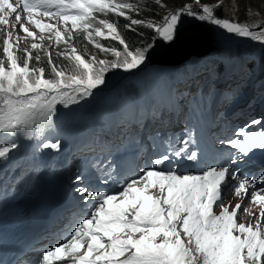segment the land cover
Segmentation results:
<instances>
[{
    "label": "snow or ice",
    "instance_id": "obj_1",
    "mask_svg": "<svg viewBox=\"0 0 264 264\" xmlns=\"http://www.w3.org/2000/svg\"><path fill=\"white\" fill-rule=\"evenodd\" d=\"M193 3L195 8L183 4L173 9L162 17V24L145 25L143 20L128 15L138 12L130 2L0 0V34L4 37L0 58V136L14 139L0 145V161L10 158L20 147V139L38 142L37 151H60L59 139L43 138L55 126L57 107L68 108L92 97L106 84L109 69H140L148 62L158 40L171 44L176 39L184 17L264 43V30H250L259 25L214 15V8H221L223 0H216L213 5L201 0ZM108 13L128 20L124 28L141 38L144 33L136 26L150 28L153 35L139 47H130L116 23L96 15ZM30 25L36 30H31ZM80 34L101 54L109 53L116 59H99L96 55L86 58L74 45ZM29 38L30 46L22 48L21 44ZM96 38L117 42L123 51ZM45 40L49 41L48 47L44 46ZM61 45L64 49L56 56L68 61L66 66L55 63L50 50ZM41 52L47 58L51 78L45 67H37ZM254 126L260 127L248 130ZM234 137L219 142L243 155L264 148V119L251 120L237 129ZM179 144L176 156L183 152L188 161L198 159L196 150L189 151L194 144L191 134ZM171 160L172 154L154 158L138 174L120 180L115 191L94 190L87 184L77 187L83 204L90 205L88 214L75 225L69 238L42 253L40 264H264V186L257 187V183L264 185V173L249 179L228 163L199 172H181L177 163L164 167ZM84 179L83 174H77L74 183ZM102 183L107 184L108 180ZM229 196L240 202L229 201ZM248 215L252 219L243 221Z\"/></svg>",
    "mask_w": 264,
    "mask_h": 264
},
{
    "label": "rangeland",
    "instance_id": "obj_2",
    "mask_svg": "<svg viewBox=\"0 0 264 264\" xmlns=\"http://www.w3.org/2000/svg\"><path fill=\"white\" fill-rule=\"evenodd\" d=\"M183 1L185 2V4H192L194 8L196 7L195 4L193 3V0H183ZM215 2L216 0H204V3H208L209 5H213ZM241 4L244 5V8L241 7ZM175 8L178 7H176V5L171 4V6H168L166 8V11L169 14ZM215 12L216 9L214 8V13ZM220 13L223 16V19H229L235 21L241 20V18L246 17L245 19L246 22L243 23H251L252 25L256 24L259 25V27H261L260 30H264V0H223V6L220 8ZM31 30H36V29H34V27H31ZM3 39H4L3 35L0 34V40ZM247 41H249L247 45L231 48L230 51L222 52V55L225 56V54H230L227 55L226 58H235L238 60L239 63L242 64H243L242 61L246 59L245 57L247 55L250 58L251 63L256 62L257 60L260 66H264V46H262L259 43V41H255L251 38H248ZM243 47L252 49V52L251 51L245 52ZM226 52H230V53H226ZM217 53H221V51H218ZM197 62L200 65L201 64H203L204 66L206 65L203 59L197 60ZM185 65H187L185 68L177 70L178 78H182L184 82L189 79L188 81H194L196 83L199 82V80L203 79L204 76L198 72L193 71L192 65L188 62H185L179 66H171V68H162V67L150 68L144 66L142 71L135 70V86L139 84L140 82L139 80H143V83H148L154 79L167 75L169 71L174 70L175 68H181ZM261 70L264 71V69ZM132 72H124L119 70L114 71L109 69L105 77L106 84L103 86H108L107 88L109 90L121 89L123 85L120 88H117L120 84L129 86L131 83Z\"/></svg>",
    "mask_w": 264,
    "mask_h": 264
},
{
    "label": "water",
    "instance_id": "obj_3",
    "mask_svg": "<svg viewBox=\"0 0 264 264\" xmlns=\"http://www.w3.org/2000/svg\"><path fill=\"white\" fill-rule=\"evenodd\" d=\"M182 22H189V24H185L187 29H179L175 41L171 44H167L163 40L156 42V47L149 54L150 65L177 66L193 56H206L222 48L244 45L248 42V38L231 35L211 23L186 20L185 17ZM259 29L256 28L253 31H259Z\"/></svg>",
    "mask_w": 264,
    "mask_h": 264
},
{
    "label": "trees",
    "instance_id": "obj_4",
    "mask_svg": "<svg viewBox=\"0 0 264 264\" xmlns=\"http://www.w3.org/2000/svg\"><path fill=\"white\" fill-rule=\"evenodd\" d=\"M118 2H130L134 3L137 11H131L128 13V15L131 16L132 19H141L145 22V25L157 23L161 24L163 22L162 17L167 15L168 12L166 11V8L168 6H171V4L176 5V7H180L181 5L185 4L183 0H159V4L157 3V0H118ZM202 3H204V0H201ZM208 4V3H207ZM160 5H163L161 7ZM241 7L244 8V5L241 4ZM218 18H222L223 16L220 13V8L216 9V12L214 13ZM98 19H107L110 22H114L118 26V30L121 32L122 36L126 39V41L129 43L130 47H139L142 43H146L151 36L153 35L152 30L146 26H136L138 28V31H141L144 33V37L141 38L137 35L136 32L128 31L124 28V25L128 23V20L125 18H118L115 15L108 13V14H97ZM246 17L241 18V20H237L239 23L246 22ZM243 24H249L251 23H243ZM254 28V27H253ZM101 42L102 44H105L106 46L116 47L118 50L123 51L122 47L118 45L117 42L110 41V40H104L102 38H96ZM74 45L77 47L78 51L81 53L86 54V58L88 55H102L98 50H96L92 44L88 43L84 38L83 34H80L78 39L74 41ZM64 49L63 46H59L55 53H53V59L54 62L60 65H67L68 61L63 60L61 57L56 56L57 52H60ZM0 58H3L2 54V45L0 44ZM36 53L33 52V55ZM21 55V53H20ZM42 59L40 63L37 65V67H45L46 69V75L51 78V74L47 71L48 70V64H47V58L43 54V52L40 53ZM112 56L109 53H104V55L100 56L99 59H109V57ZM113 60V58L111 59ZM32 63H35L33 61Z\"/></svg>",
    "mask_w": 264,
    "mask_h": 264
},
{
    "label": "bare ground",
    "instance_id": "obj_5",
    "mask_svg": "<svg viewBox=\"0 0 264 264\" xmlns=\"http://www.w3.org/2000/svg\"><path fill=\"white\" fill-rule=\"evenodd\" d=\"M186 18V20H192V21H195V19H193V18H189V17H185ZM185 24H189V22H181V24H180V26H179V28H178V30H177V34H176V38H177V35H178V31H179V29L180 30H184V29H187L186 28V26H185ZM214 26H216V25H214ZM219 27V26H218ZM216 29H218V28H216ZM231 35H234V34H231ZM176 40V39H175ZM174 40V41H175ZM2 43H3V40H0V44L2 45ZM0 52H1V50H0ZM162 66H165V65H162ZM139 73V72H138ZM238 82H240L241 84H245V83H247L248 81L247 80H242V81H238ZM84 101V100H83ZM83 101H81L80 103H78V104H73V105H71L73 108H78L80 105H81V103L83 102ZM99 109L101 110V111H103L104 112V109L103 108H101V107H99ZM82 110L84 111V112H86V113H88V116H90V119H92V120H94V121H97L95 118H93V110H94V108L91 106V105H87V106H85V107H83L82 108ZM124 110H125V108H124ZM126 110H131V108H130V106H128L127 108H126ZM125 110V111H126ZM133 111V110H132ZM191 111V110H190ZM90 114V115H89ZM151 114H155V115H157V114H159V111L158 110H155L154 112H152ZM56 115H61V114H56ZM88 116H86V118H88ZM57 117L58 116H55V118H54V121L55 122H59L60 123V119H57ZM81 118L82 117H77V116H74V120L75 121H77V123H79L80 121H81ZM134 120L133 122H135V117H134V115L130 112V111H128V113L127 114H125V115H123V121H124V123L125 122H130V120ZM119 124H121V123H119ZM119 124H116L115 126H114V128L116 127V126H118ZM73 127V126H72ZM72 129H74V127L72 128ZM111 129H112V127H111ZM107 130H110V129H107ZM117 131V130H116ZM103 132H105V131H103ZM134 132H135V130H134ZM144 132H146L147 134H145V136L146 135H150L151 133H152V130H146V131H144ZM91 134V133H90ZM90 134H88V135H85L84 136V138H90ZM143 134V133H142ZM10 139H13L12 137H9ZM93 138H95V137H93ZM86 149H82L81 150V155H84L85 153H86ZM135 151V150H134ZM134 151H133V153H134ZM130 152H131V150H130ZM161 152L162 151H158L157 153H155L154 155H152V157L153 156H156V157H158V156H160L161 155ZM79 153V152H78ZM156 157H154V158H156ZM80 168V167H79ZM80 170V169H79ZM48 171H52V169L51 170H48ZM79 172V171H78ZM78 174V173H77ZM74 178H75V176H74ZM85 183L87 184H90L91 183V180L90 181H85ZM72 184H69V186H71ZM8 186H9V184H8ZM55 208H57L56 207V205L54 206ZM62 213V212H61ZM65 214H68V213H65ZM83 216L82 217H84V216H86L87 214L85 213V214H82ZM82 217H81V219H82ZM56 228H59V229H61L62 228V225H58Z\"/></svg>",
    "mask_w": 264,
    "mask_h": 264
}]
</instances>
